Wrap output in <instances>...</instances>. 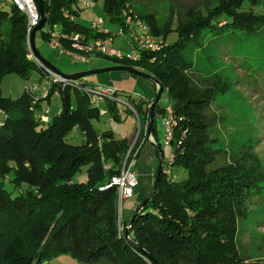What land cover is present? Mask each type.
Instances as JSON below:
<instances>
[{
    "label": "trees",
    "instance_id": "1",
    "mask_svg": "<svg viewBox=\"0 0 264 264\" xmlns=\"http://www.w3.org/2000/svg\"><path fill=\"white\" fill-rule=\"evenodd\" d=\"M133 2L104 0V9L110 21L120 26L126 22L124 12L132 9L163 46L157 51L143 50L138 61L107 58L112 65L135 67L164 85L173 126L170 158L166 160L164 155L155 191L131 223L153 188L157 168L148 192L131 217L122 220L123 231L119 226L118 186L113 178L121 175L125 163L127 168L134 157L137 165L148 142L145 125L149 122L150 127L151 107L131 99L141 123L131 148L129 139H117L113 131L99 132L94 127L102 104L91 103L88 94L79 89H63L61 83L50 81L45 97L31 91L17 98L5 96L2 83L7 75L27 77L34 70L43 71L28 57L26 16L14 7L4 10L0 3V111L4 113L0 122V264H50L62 254L71 255L79 264H264L260 260L248 263L237 238L240 220L248 214L245 201L264 188L262 160L252 149L239 159L211 168L222 149L216 146L217 137L212 136L214 117L208 110L218 92H225L229 86L218 77L211 85L199 87L192 76L194 64L184 55L191 42L202 46L207 29L220 33L228 26L252 33L263 28L264 14L255 12L261 1L216 0L195 6L184 15L171 5L162 26L157 23L156 12H138ZM64 8L77 18H66ZM81 10L78 0L46 3L51 27L84 33L89 39L109 36L79 23ZM175 19L178 39L167 44L160 37L172 30ZM41 31L51 41L50 34ZM116 88L124 95L132 92ZM57 91L63 98L59 114L48 122L42 118L38 121L35 111L43 109V100ZM104 104L106 114L121 120V103ZM166 107L156 105L152 131L163 154V143L157 138V117L161 120ZM74 129L82 131V144L67 141ZM151 144L158 167L160 152L155 143ZM86 166L87 178L79 180L77 175ZM181 170L186 177L180 176Z\"/></svg>",
    "mask_w": 264,
    "mask_h": 264
},
{
    "label": "rangeland",
    "instance_id": "2",
    "mask_svg": "<svg viewBox=\"0 0 264 264\" xmlns=\"http://www.w3.org/2000/svg\"><path fill=\"white\" fill-rule=\"evenodd\" d=\"M260 1L261 6L256 8L255 12L264 14V0ZM210 2H216V0H134L133 3L138 12H156L157 23L162 26L169 18L171 5L175 12L184 15L186 11L195 6ZM2 8L4 10L11 9L9 3L3 4ZM94 16H98L104 22L107 31L116 34L121 28L119 24L110 21V17L104 9V0H97L96 5L91 9L82 8L78 22L90 26ZM176 27L175 19L172 30L160 38L167 44L177 41L179 33ZM227 27L220 33L210 29L205 30L201 40L202 46H196L191 42L184 51L186 58L194 64L195 70L192 76L199 87L205 88L207 85H211L212 81L218 77L223 82L226 81L229 86L225 92H218L213 106L208 110L209 116L214 117L212 136L217 137L216 146L222 149L211 168L239 159L243 152L247 153L252 149L259 155L264 167V27L252 33ZM47 28L48 25H45L42 30L47 31ZM115 44L127 51L134 48L128 39L121 35L115 37ZM36 47L45 60L64 73L107 67L113 63L111 59L104 56L93 57L89 63H85L66 54H61L52 48L50 41L44 38L41 30L36 34ZM82 79L94 84L116 86L125 91H139L149 97H153L157 93L155 82L127 71L92 74ZM49 80L52 79L37 70L27 77L15 74L7 75L2 83L3 94L17 98L22 93L31 91L42 97L45 95V88L50 86ZM123 98L134 105L130 98L126 96ZM72 101L75 103V96ZM168 104H170V100L167 91H164L159 105L166 107ZM42 106L43 109H51L48 116L52 120L63 107L62 94L59 91L52 94L51 98L43 100ZM101 107L105 108V104H102ZM118 108L121 120H114L108 113L101 116L99 120H93V125L99 132L111 130L117 139H129L131 144H134L139 129L137 116L126 104H119ZM43 109L35 111V118L38 121L44 116ZM141 116L144 117L142 114ZM3 120L4 113L0 111V122ZM157 121V138L163 143L165 159L168 160L171 148L163 142L165 134L162 120L157 117ZM67 141L75 145L82 144L84 135L81 130L74 129L67 136ZM146 147L151 151H147ZM154 152V146L147 142L141 151L137 165L135 163L134 170L137 173L138 185L134 195L124 199L122 205L119 204L121 231L124 228L122 220L131 216L127 215L129 206L139 204L149 190H146V186L153 184L149 171L153 164L152 154ZM87 169V166L83 167L78 173L79 180H86ZM180 176L186 177V172L181 170ZM245 205L248 214L239 223L237 235L239 250L248 263L257 260L264 261V188L261 193L249 196ZM50 264L79 263L71 255L62 254L54 257Z\"/></svg>",
    "mask_w": 264,
    "mask_h": 264
},
{
    "label": "built area",
    "instance_id": "3",
    "mask_svg": "<svg viewBox=\"0 0 264 264\" xmlns=\"http://www.w3.org/2000/svg\"><path fill=\"white\" fill-rule=\"evenodd\" d=\"M51 1L52 0H43L45 6V15L47 17V32L51 36L50 43L52 45V48L56 51H59L61 54H66L72 57L77 61L89 63L93 59V57L100 56L115 58L118 60L127 59L130 61H138L141 58V52L143 50L157 51L163 46V42L160 39L155 38L153 37V35H151L147 23L143 19L138 17V15L134 14L132 9L124 12L126 21L125 25L121 26L118 33L116 34L107 31L104 27V22L98 16H94L90 27L96 33L109 34V36L105 38L99 37L95 39H89L84 33L67 31L64 32L61 31L57 27V25L51 27L48 21L49 14L46 12V3H50ZM0 3H9L11 8H16L26 16V44L29 51L28 57L36 60L39 63L43 73L47 75L50 79H52L49 81L61 83L63 89L69 86L71 88L83 91L85 94H88L91 99V103L95 105L99 106L101 104H104L105 102L116 101L121 104H126L135 113V116H137L139 122L138 134L134 141L135 144L141 130L140 118L137 110L135 109V106L131 105L129 101H125L123 96L129 97L130 99L134 98L139 102L144 101L146 102L149 108L151 107L154 100L150 99L151 97H149L148 95L141 94L139 91H132L129 94L124 95L115 86L111 87L107 84H87L86 81H84L82 78L67 79L55 73L52 69L44 65L39 60L33 50L31 34L33 29L39 24L41 19L37 1L0 0ZM78 3L81 8L91 9L96 5V0H78ZM62 11L63 15L71 21L77 18L76 15L71 13L70 9L68 8H64ZM117 35L126 37L134 48L130 51H125L116 46L115 37ZM67 43L69 44V47L66 46ZM48 88L49 87L45 88L46 92L44 97L49 92ZM50 111V108L44 109V116L42 117V120L44 122H48V120L50 119V117L48 116ZM106 113L107 112L105 108H100L99 114L101 116L106 115ZM161 120L162 124L164 125V142L166 145H169L172 136L173 126L172 107H166V112L163 114ZM145 127V134L147 137L149 122L146 123ZM151 138L152 140H154L152 135ZM134 144H132L131 148ZM135 163L136 158L134 157V159L127 168L125 163L121 175L113 178V182L118 186L120 205H122L124 199L131 198L134 195L135 188L138 185L137 173L133 169Z\"/></svg>",
    "mask_w": 264,
    "mask_h": 264
},
{
    "label": "water",
    "instance_id": "4",
    "mask_svg": "<svg viewBox=\"0 0 264 264\" xmlns=\"http://www.w3.org/2000/svg\"><path fill=\"white\" fill-rule=\"evenodd\" d=\"M36 1H37V4H38V8H39L41 19H40L39 24L33 29L32 34H31V42H32L33 50H34L36 56L39 58V60L44 65H46L47 67L52 69L55 73L61 75L63 78L79 79V78H83L85 76L92 75V74H102V73H105V72H113V71H127L129 73L134 74V75H138V76L147 78L149 80H152L157 85V93H156L155 99H154V101H153V103L151 105V110H150V116L151 117H150V127H149L148 136H147V141L150 142V143H155V145H157V147L159 149V152H160L159 164H158V167H157V170H156V176H155V182L153 184V188L148 193V195H147L146 199L143 201V203L138 207V209L133 214V216L131 218V223H133V221H134L135 217L137 216L138 212L145 206V204L147 203L149 198L154 193L156 185H157V182H158L159 177H160V175L162 173L163 165H164V154H163V152L161 150V146L159 144H157L151 138L152 131H153L155 107L159 103V101H160V99L162 97L163 90H164V85L162 83H160L155 77H153L151 75H148L146 73H143V72L139 71L137 68L132 67V66L111 65V66H107V67L88 69V70L78 71V72H74V73H64L63 71H61L57 67L53 66L50 62H48L47 60H45L41 56V54L39 53V51H38V49L36 47V34H37L38 31L42 30L44 28V26L46 25V23H47V17L45 15V6H44V3H43V0H36ZM128 234H129V229L126 230V235H128ZM138 247L141 248L140 246H138ZM144 253H146L147 255L150 256V254L147 253L146 251H144Z\"/></svg>",
    "mask_w": 264,
    "mask_h": 264
},
{
    "label": "crops",
    "instance_id": "5",
    "mask_svg": "<svg viewBox=\"0 0 264 264\" xmlns=\"http://www.w3.org/2000/svg\"><path fill=\"white\" fill-rule=\"evenodd\" d=\"M156 89V88H155ZM133 91H135V90H133ZM147 95V94H146ZM150 97H152V96H150ZM3 113V112H2ZM147 149V151H151V149L150 148H148V147H146ZM155 161H156V154H155V152L152 154V162H153V164H151V169H150V171H149V176H150V179L152 180V182H153V176H154V172H155ZM151 182V181H150ZM151 186L149 185H147L146 186V190L147 189H149ZM141 194V193H140ZM136 206H137V204H134V205H131V206H129V208L127 209V215H132L133 214V211L135 210V208H136ZM131 217V216H130ZM129 217V218H130ZM128 218V219H129Z\"/></svg>",
    "mask_w": 264,
    "mask_h": 264
}]
</instances>
